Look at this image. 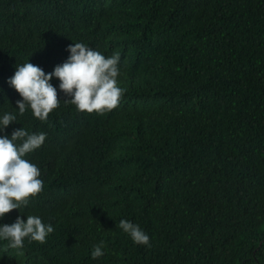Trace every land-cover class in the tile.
<instances>
[{"label": "trees", "instance_id": "1", "mask_svg": "<svg viewBox=\"0 0 264 264\" xmlns=\"http://www.w3.org/2000/svg\"><path fill=\"white\" fill-rule=\"evenodd\" d=\"M72 43L119 53L118 106L79 112L53 77L59 107L19 115L16 66L51 73ZM5 113L0 135L46 134L25 157L44 188L0 226L35 215L54 231L0 240V264H264V0H0Z\"/></svg>", "mask_w": 264, "mask_h": 264}, {"label": "clouds", "instance_id": "2", "mask_svg": "<svg viewBox=\"0 0 264 264\" xmlns=\"http://www.w3.org/2000/svg\"><path fill=\"white\" fill-rule=\"evenodd\" d=\"M66 51L68 59L48 74L29 62L16 66L7 83L21 97L16 102L19 115L30 109L34 118L46 121L59 107L57 88L50 83L53 77L59 80V91L69 98L64 102L71 103L79 112L102 115L118 106L126 91L117 86L119 53L106 58L83 43H72ZM15 121L16 115L5 113L0 118V133ZM45 139V133L29 134L22 127L14 130L10 138L0 135V218L26 207L30 198L43 191L39 168L25 157L40 148ZM116 227L134 244L149 245V236L138 224L122 219ZM53 231V226L44 224L38 216L28 215L26 219L17 216L11 225L0 226V240L6 241L8 248L19 250L25 239L43 244ZM103 248V242L96 244L91 258L102 257Z\"/></svg>", "mask_w": 264, "mask_h": 264}]
</instances>
